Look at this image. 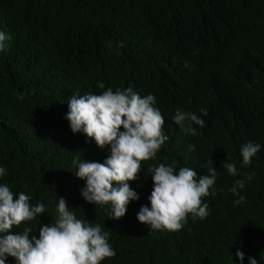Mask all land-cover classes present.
<instances>
[{
  "label": "trees",
  "instance_id": "trees-1",
  "mask_svg": "<svg viewBox=\"0 0 264 264\" xmlns=\"http://www.w3.org/2000/svg\"><path fill=\"white\" fill-rule=\"evenodd\" d=\"M0 31L11 37L0 51V185L46 209L14 232L27 227L39 238L64 198L77 219L109 233L116 255L101 264H264V0H0ZM167 34L187 35L193 45L181 48L179 65ZM128 87L155 96L168 140L128 182L139 200L116 220L110 204L83 198L86 182L73 163H103L110 146L74 134L66 115L73 95ZM178 110L205 126L186 134L174 122ZM247 142L260 145L250 165L241 155ZM209 160L218 176L203 198L206 219L189 215L175 232L138 221L141 207H151L150 168L174 164L177 173L189 167L203 177ZM236 180L245 182L239 205L230 191ZM6 264L17 262L9 256Z\"/></svg>",
  "mask_w": 264,
  "mask_h": 264
},
{
  "label": "clouds",
  "instance_id": "clouds-1",
  "mask_svg": "<svg viewBox=\"0 0 264 264\" xmlns=\"http://www.w3.org/2000/svg\"><path fill=\"white\" fill-rule=\"evenodd\" d=\"M166 37L168 51L175 57L173 64L179 65L182 63L181 48L191 52L193 45L187 35L167 34ZM10 39L0 31V51L7 49ZM98 87L104 89L105 86L100 83ZM68 107L66 119L74 134L82 132L100 149L110 146L111 154L103 163L74 159L73 163L78 164L75 175L86 182L81 194L89 204H110L112 219L119 220L126 215L130 202L139 200L128 182L138 178L142 172L141 163L155 158L168 140L156 98L151 94L141 97L132 87L115 91L109 88L101 94L73 95ZM201 112L203 116L208 115L206 109ZM174 122L193 136L197 134L193 125L205 126V121L195 113L179 110ZM259 151V144L245 143L241 148L243 163L250 165ZM208 165V173L203 177L189 167H181L177 173L174 164L161 163L150 168L151 207H141L138 221L153 230L175 232L182 229L189 215L193 219H206L209 204L204 203L203 198L210 195L209 190L218 176V170L211 167L212 160ZM223 166L229 174L237 175L234 163L226 161ZM5 174L6 169L0 167V177ZM244 187V180H236L230 191L239 196V190ZM244 200L245 197L239 196L234 203L239 205ZM29 201L30 197L24 192L15 198L9 186L0 185V264H6L9 256L17 264H101L115 257L116 252L108 242L109 233L102 232L99 224L93 226L84 218L77 219L74 209L68 207L64 198L58 199V216L54 222L40 227L39 238L31 235L32 229L27 227L22 232H14V227L33 221L46 211L42 203L32 206ZM236 256L243 262V252L238 251ZM250 264H257L256 259L250 258Z\"/></svg>",
  "mask_w": 264,
  "mask_h": 264
}]
</instances>
